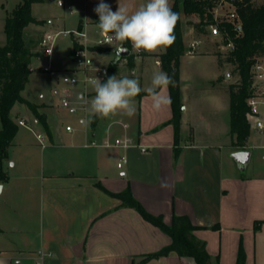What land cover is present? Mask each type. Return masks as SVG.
Masks as SVG:
<instances>
[{"label": "crops", "instance_id": "crops-1", "mask_svg": "<svg viewBox=\"0 0 264 264\" xmlns=\"http://www.w3.org/2000/svg\"><path fill=\"white\" fill-rule=\"evenodd\" d=\"M97 4L87 2L85 7L95 8ZM94 14L81 19V30L85 24L99 22ZM186 36L184 33L185 43ZM197 48L195 53L187 51L180 61L183 108L177 142L169 122L173 115L171 104L156 111L150 94L135 97L137 108L131 117L118 113L93 124L90 103L83 99L82 109L72 114L60 107L56 97L61 90L70 89L90 102L95 96L94 86L85 88L80 83L70 87L65 83L47 86V91L40 93V102L46 103L43 107L48 128L33 113V125L21 119L37 127L36 133L45 136V146L27 127L36 141L24 139L20 129L23 126L19 125L4 161L5 165L14 160L13 166L19 171L10 173L4 169L8 178L0 183L4 186L0 193V199L4 197L0 204V264H195L193 258L173 251L147 258L171 244L172 239L113 195L127 189L148 213L167 225L175 214L188 216L199 227L195 234L206 242L214 264L216 257L219 264H237L241 249L245 264H264V167L251 166L255 151L264 159V135L251 130L247 142L251 161L245 172L240 171L231 156L238 149L232 146L229 92L226 90L228 100L215 106L210 104L214 96L207 95L203 100L196 89L192 95L186 91L191 77H185L188 72L182 59L217 58L210 47L198 44ZM164 51H142L130 66L131 75L141 82L150 81L142 87L144 92L151 87L153 74L161 71L154 54ZM70 57L66 65L68 59L59 55L57 60L64 65L61 70L80 76ZM112 61L100 59L98 63L109 66ZM31 66L43 70L33 65V59ZM122 66H128L126 59L119 71ZM222 75L220 68L209 81H223ZM28 83L22 95L31 101L35 96L24 94ZM160 94L170 96L169 87ZM18 106L17 103L12 110L15 120L27 114ZM63 110L77 120H68L65 127L60 125L57 119ZM219 112L224 117L214 121L212 116ZM69 125L72 131L67 130ZM122 137H131L135 145L85 146L92 140L114 141ZM123 156L127 160L120 168L117 163ZM39 250L46 254L43 259Z\"/></svg>", "mask_w": 264, "mask_h": 264}, {"label": "trees", "instance_id": "trees-1", "mask_svg": "<svg viewBox=\"0 0 264 264\" xmlns=\"http://www.w3.org/2000/svg\"><path fill=\"white\" fill-rule=\"evenodd\" d=\"M39 1L41 0H20L14 9L6 12V41L3 45H0V119L2 123L0 128V183L8 178L4 170V161L8 157V148L13 144L19 131V124L12 116L14 106L17 103L25 104L35 115L37 114L35 105L22 96V91L29 81L30 74L39 70L31 66L35 52L33 51L34 48L25 39V30L30 24L43 25L45 23L44 20L38 19L32 11L33 4ZM224 1L235 7L240 17L241 29L239 30V26L228 21L221 23L224 40L226 43L233 42L234 47L227 54L218 53L216 55L220 68H223L226 64L234 65L239 75V81L228 86L232 146L238 147V150H247V142L251 134V123L248 119L251 108L248 105V99L256 95V88L253 86L252 81V67L260 58L264 57V3L257 5L254 0H175L171 5L173 11L179 14V20L174 30L175 41L170 47L165 48L164 52L154 55L158 57L161 71L167 73L174 81L173 85L168 86L173 112L169 122L174 126L177 142L183 108L180 61L187 51H194L192 47H187L184 40V18L190 15L198 16L200 21L193 24L194 30L205 32L206 27L212 21V11ZM81 46L76 39L73 40L74 49ZM124 46L133 49L130 43H125ZM92 49L106 51L109 48L98 47ZM142 53V51L131 53L129 57L122 58L119 62L114 63L112 61L108 66V74L102 83L106 82L109 77L118 75L119 66L124 59L132 67L135 56ZM145 94L149 93L142 91L139 97ZM100 118L102 117L94 115L93 124L97 123ZM42 123L48 128L47 123H44V121ZM234 138L236 142H234ZM178 155L179 150L177 149L175 157L177 158ZM105 191L108 192V190ZM113 195L122 199L126 206L137 209L147 221L157 225L171 237V244L148 255L147 258L167 255L173 251L180 256L193 258L195 264H214L211 261L206 242L195 234V230L199 227L194 225L188 216L175 214L172 223L167 225L160 217L148 213L131 196L129 189ZM257 227L258 223L255 224V228ZM215 264H219L218 257H216ZM237 264H245L242 249L239 252Z\"/></svg>", "mask_w": 264, "mask_h": 264}, {"label": "rangeland", "instance_id": "rangeland-1", "mask_svg": "<svg viewBox=\"0 0 264 264\" xmlns=\"http://www.w3.org/2000/svg\"><path fill=\"white\" fill-rule=\"evenodd\" d=\"M20 0H0V45H3L5 43V33H4V17L6 15V9L8 11H11L16 7L17 3ZM58 0H41L39 2H36V4H33V14L36 17L44 18L45 23L43 25L38 24H30L26 30H25V39L26 42L34 48L35 56L33 58V65L39 66L43 68L45 65L49 63L48 58L44 55L42 52V48L44 47L43 40L44 35L46 32L51 30H70V31H84L87 36V43L92 48H98V46H92L96 41H98L102 37V33L97 27V22H91L84 25V30H81V26L83 25L84 21L81 19H86L88 16L95 15V8H87L85 7V4L87 2H99V0H63L65 3L70 4L73 7V11L67 10L65 7H60L57 4ZM106 3L111 5V8L113 11H116L118 9V4L125 5L129 8L130 11H135L140 5L147 2V0H105ZM175 2V0H170V4L172 5ZM254 2L258 4L264 3V0H254ZM4 6V7H3ZM223 10H220L222 12ZM224 11H228L226 8ZM215 17L214 11H212V19ZM210 18V17H209ZM92 19V18H91ZM81 20V21H80ZM93 20H97L98 18H93ZM191 22H190V21ZM50 21H52L50 23ZM80 21V22H79ZM200 18L196 15H190L184 18V24L183 29L184 33H186V45L187 47H192V49L195 51V49H198V44H201V46L210 47L211 50L214 51V54H227L230 52V49L226 46L227 43L224 40L222 36H212L210 33L209 27H206L205 32H197L194 30L193 24L195 22H199ZM79 23V24H78ZM78 27V28H77ZM83 38V37H81ZM73 40L74 38L71 37H61L57 40L55 47H54V55L52 57V63L53 67L55 68V71L53 72H45L43 70H36L33 71L29 76V83L28 88L26 89L25 95H34L33 99L31 98V103H33L36 107L37 114L35 115L32 110L28 106H24L22 103L19 104V108H25L27 110V114H21L16 121H18L21 118L28 119V123L32 124V113L38 118L40 122L47 123L46 117H45V108L46 103L40 102V93L42 91H47V86L52 87H58L61 84H65L62 80L63 75L70 73L67 70H61V67H63V62L61 60H57L59 55H62L64 58L68 59L66 62V65H68L71 59L70 55L72 54L74 47H73ZM83 41V40H82ZM85 41V40H84ZM200 46V45H199ZM102 48H109L106 51L99 52V49H94L95 54L93 55V59L98 62L100 59L104 62H109L110 60L115 59L114 55V47H102ZM99 52V53H98ZM134 53V51L132 52ZM184 60V70L186 73L185 77L190 76L191 78L188 81V87H187V93L189 95H192L194 93V89H196L197 93L201 95L202 99L205 100L207 95L214 96L211 103L207 101L208 103L219 106L218 102H221V100L224 99V101L228 100L229 95L227 93L228 86L230 84L237 83L239 81V75L235 69L234 65L226 64L223 68H221L223 81H209L212 77H216L217 73L220 71V67L218 65V59L216 58H210L205 56L196 57V59H187L183 58ZM74 62H72L73 64ZM129 66V65H128ZM122 66L119 71V78L123 77H129V78H136L139 80L141 87H147V85L150 84V81L146 83V80L141 82V80L136 76L130 74V66ZM73 68V67H72ZM63 69V68H62ZM66 71V72H64ZM150 78V77H149ZM150 80V79H148ZM253 84H256L255 78L252 77ZM227 82H230L228 85ZM261 84H256L258 88L264 87L263 82H260ZM215 84V85H214ZM214 85V86H213ZM225 89V90H224ZM227 90V91H226ZM67 93V95L73 97V98H79L78 93L74 92L70 89H63L61 92L57 95V100L59 101V105L61 106V98L62 94ZM23 96V95H22ZM54 98V97H52ZM33 100V101H32ZM85 100V97H84ZM249 105V104H248ZM208 106V104H207ZM16 107V108H18ZM134 108L136 109V105L134 103ZM260 112L263 114L261 115L262 118H264V97L262 98V102L259 104ZM18 112V110L16 109ZM20 113V112H19ZM77 114V113H76ZM29 115V116H28ZM224 117L222 112L217 113V115H213L212 118L215 121L217 117ZM248 118L251 122V130L254 129V118L248 114ZM69 121H76V117L68 115V113L63 110V113L58 117L57 121L60 125L65 127L66 122ZM2 127L1 119H0V128ZM37 128V127H36ZM35 126L33 127L34 131H37ZM22 131V136L24 139L28 141H36L34 137V133L32 131H29L26 127L20 128ZM38 132V131H37ZM234 142H236V139L234 138ZM235 149H238V147L234 146ZM11 162L14 163V160H11ZM259 166L260 168L264 167V159H262L260 153L258 151L254 152L252 165L251 166ZM4 169L9 171L10 173H14L17 170L19 171L18 167H9V163H6L4 165ZM247 170V169H246ZM245 172V171H244ZM4 202V197L0 199V204Z\"/></svg>", "mask_w": 264, "mask_h": 264}, {"label": "clouds", "instance_id": "clouds-1", "mask_svg": "<svg viewBox=\"0 0 264 264\" xmlns=\"http://www.w3.org/2000/svg\"><path fill=\"white\" fill-rule=\"evenodd\" d=\"M94 11L99 17L98 29L107 36L104 43L111 45L113 40L118 42L113 48L114 63L121 60L122 53L129 51L123 46L125 43H130L137 52L155 53L170 47L175 41L174 30L179 14L173 11L170 0H147L135 11H130L127 6L120 4L118 9L113 11L105 0H99ZM173 84L172 77L167 73L159 71L153 74L151 87L147 92L151 95L154 110L160 111L163 107L170 106L171 97H165L160 93ZM93 86L95 96L90 102L84 100V103H90V112L102 118L118 113L131 117L135 112V97L144 91L138 79L129 77L118 79L115 75L103 83L96 79ZM12 166L13 162L9 161V167ZM3 187L0 184V193Z\"/></svg>", "mask_w": 264, "mask_h": 264}, {"label": "built area", "instance_id": "built-area-1", "mask_svg": "<svg viewBox=\"0 0 264 264\" xmlns=\"http://www.w3.org/2000/svg\"><path fill=\"white\" fill-rule=\"evenodd\" d=\"M57 4L60 7H65L69 11H73V7L70 4L65 3L63 0H58ZM228 11H224V9ZM220 10H223L220 12ZM215 17L212 19L210 24L207 26L210 29V33L212 36H222L223 33L221 30V23L223 21L231 22L236 26H240V17L234 6L230 5L227 1L222 2L218 7L214 9ZM61 37H71L76 39L82 46L75 48L71 54L72 60L76 65V68L81 72V75L75 74H65L63 75V82L68 84L70 87H76L78 84L82 83L85 88L88 86H93V81L99 79L101 82L108 74V65H101L93 59V55L95 54L92 47L87 43V36L84 31H70L68 29L63 30H51L46 32L44 35L42 52L48 58L49 63L43 67L45 72H52L54 68L52 66V57L54 55V47L58 39ZM81 37L85 41H82ZM107 40L106 35H102V37L96 41L92 46L98 47H111L114 48L117 46L116 41L113 40L112 44L109 45L104 43ZM124 46V45H123ZM230 50L233 49V42H228L226 45ZM125 47V46H124ZM133 51V49H132ZM48 53H51L50 55ZM98 69V71H97ZM253 78L256 80V84H264V57L260 58L252 67ZM256 84L253 86L256 88V95L252 96L248 99V104L251 108V111L248 113L250 116L254 118V129L257 130L260 134L264 135V119L261 117V112L259 109V104L262 102V98L264 97V87L258 88ZM79 98H73L69 95H65L61 98V106L68 110L69 113L76 114L82 109L83 100L81 99L82 94H78ZM249 119V118H248ZM250 121V120H249ZM251 123V122H250ZM20 126H25L28 129L32 130L39 142L45 146V136L41 133H36L33 127L28 125L25 120L21 119L18 121ZM67 130L72 131V126H67ZM135 145L134 140L131 137H122L116 138L114 141L109 139H105L102 142L97 140H92L85 146H103V147H113V146H121V147H129ZM126 156H123L119 159L117 165L118 167H122L126 162ZM39 254L41 259L45 257V253L42 250H39ZM37 264H41V262H37Z\"/></svg>", "mask_w": 264, "mask_h": 264}, {"label": "water", "instance_id": "water-1", "mask_svg": "<svg viewBox=\"0 0 264 264\" xmlns=\"http://www.w3.org/2000/svg\"><path fill=\"white\" fill-rule=\"evenodd\" d=\"M239 30L241 29V26H239L238 28ZM128 48V47H126ZM128 52L126 53H122L121 54V59L122 58H126L129 57L132 53V50L130 48H128ZM115 61V59H114ZM232 158L234 159V161L236 162V165L238 167V169L242 172L246 171L250 161H251V157H252V151L251 150H238L232 153Z\"/></svg>", "mask_w": 264, "mask_h": 264}]
</instances>
